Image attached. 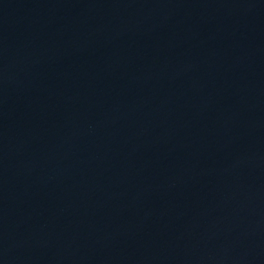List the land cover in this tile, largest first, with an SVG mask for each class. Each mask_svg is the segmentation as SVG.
Instances as JSON below:
<instances>
[{"label":"water","instance_id":"obj_1","mask_svg":"<svg viewBox=\"0 0 264 264\" xmlns=\"http://www.w3.org/2000/svg\"><path fill=\"white\" fill-rule=\"evenodd\" d=\"M0 264H264V0H0Z\"/></svg>","mask_w":264,"mask_h":264}]
</instances>
